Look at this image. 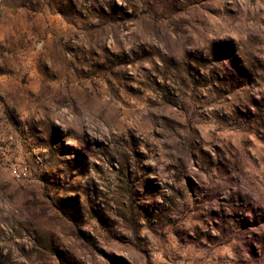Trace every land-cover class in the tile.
Returning <instances> with one entry per match:
<instances>
[{
    "label": "rangeland",
    "instance_id": "rangeland-1",
    "mask_svg": "<svg viewBox=\"0 0 264 264\" xmlns=\"http://www.w3.org/2000/svg\"><path fill=\"white\" fill-rule=\"evenodd\" d=\"M0 264H264V0H0Z\"/></svg>",
    "mask_w": 264,
    "mask_h": 264
},
{
    "label": "built area",
    "instance_id": "built-area-1",
    "mask_svg": "<svg viewBox=\"0 0 264 264\" xmlns=\"http://www.w3.org/2000/svg\"><path fill=\"white\" fill-rule=\"evenodd\" d=\"M11 174L17 179H26L29 176V168L26 165L14 166L11 168Z\"/></svg>",
    "mask_w": 264,
    "mask_h": 264
}]
</instances>
